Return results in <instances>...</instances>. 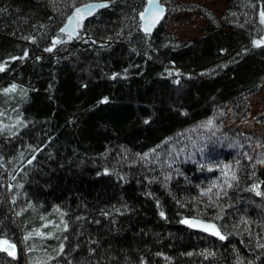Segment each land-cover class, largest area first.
<instances>
[{
	"label": "trees",
	"instance_id": "16d2710c",
	"mask_svg": "<svg viewBox=\"0 0 264 264\" xmlns=\"http://www.w3.org/2000/svg\"><path fill=\"white\" fill-rule=\"evenodd\" d=\"M88 1L0 0V159L33 156L24 193L66 212L58 239L27 245L30 264H264V166L223 128L264 80V0L220 19L198 8L195 40L142 33L146 0H109L78 38L61 34ZM194 216L219 235L190 230ZM0 238L20 244L1 189ZM17 253L0 264H26Z\"/></svg>",
	"mask_w": 264,
	"mask_h": 264
},
{
	"label": "rangeland",
	"instance_id": "374dc122",
	"mask_svg": "<svg viewBox=\"0 0 264 264\" xmlns=\"http://www.w3.org/2000/svg\"><path fill=\"white\" fill-rule=\"evenodd\" d=\"M229 1L231 0H179L181 4L187 7H180L179 10L168 14L166 19L167 30L178 40H195L202 36L205 26V19L199 13L198 8L206 9V12H210L215 18L220 19L222 13L228 10ZM80 25L81 23L78 24V28ZM263 42L264 26L259 43ZM3 65L5 64L0 65V67L4 69ZM10 122L16 125L22 121L18 117H12ZM223 128L253 153L259 165L264 166V80L253 95L243 96L227 105V115ZM8 155L3 158L5 160L7 158V162L13 160ZM33 159L34 157L30 156L25 161L23 154H20L14 158V163L9 168H7L8 164L0 159V166H3V170L7 168V171L12 174L4 177L3 185L6 188L10 214L14 221L19 224L20 233V244L11 242L8 244L14 245L13 251H21L28 264H30L28 258L30 243L36 247V245L46 242L43 240L49 238L56 240L59 233L66 228V212L56 206L45 207L40 205L38 207L24 193L22 183L17 182L16 175L13 176V174L21 172L24 166L31 163ZM24 162L25 164H23ZM21 164H23L22 167ZM22 219L23 224L20 222ZM31 223H33L32 227L29 226ZM0 241H4L3 238H0ZM3 248L4 245H0V249ZM36 256H38L37 253L34 254V257Z\"/></svg>",
	"mask_w": 264,
	"mask_h": 264
},
{
	"label": "water",
	"instance_id": "95a60500",
	"mask_svg": "<svg viewBox=\"0 0 264 264\" xmlns=\"http://www.w3.org/2000/svg\"><path fill=\"white\" fill-rule=\"evenodd\" d=\"M91 5L92 7L89 10H85L86 6ZM100 5L107 6V2H95V1H89L87 3H84L82 5L77 6L73 9L72 13L69 15L65 25L60 29L62 33H64L67 36H70L71 38H76L78 35V24L93 15L95 12L99 11L100 9L104 8ZM77 9H80V12H77ZM163 10L162 12L160 10ZM147 10V11H146ZM165 7L161 4L160 0H148L145 7L139 14L140 24H141V32L144 34H151L155 31L157 26L161 23L163 18L165 17ZM155 21V23H153ZM150 29L149 31H145V29ZM63 29V31H62ZM189 221H194L197 224L201 225H214L212 222L192 218L189 219ZM189 226V224H188ZM190 229L202 232L205 234H208L213 237H217L218 235H214L213 231H218L217 227L215 226V229H209L205 231L202 227L196 226L192 227L189 226ZM13 248L9 249V252L13 251Z\"/></svg>",
	"mask_w": 264,
	"mask_h": 264
},
{
	"label": "bare ground",
	"instance_id": "6f19581e",
	"mask_svg": "<svg viewBox=\"0 0 264 264\" xmlns=\"http://www.w3.org/2000/svg\"><path fill=\"white\" fill-rule=\"evenodd\" d=\"M92 1H95V2H107V6L106 7H108L109 5H110V2H109V0H92ZM147 1L148 0H146V3H147ZM91 2V1H90ZM160 2H161V4L165 7V13H166V15H165V17L163 18V20L161 21V23L157 26V28L160 26V25H162V24H165V26H166V19H167V16H168V14L170 13L169 11H168V8L166 7V5L165 4H163L162 3V1L160 0ZM146 5V4H145ZM106 7H104V8H106ZM145 7V6H144ZM103 9V8H102ZM102 9H100V10H102ZM99 10V11H100ZM98 12V11H97ZM97 12H95V13H97ZM94 13V14H95ZM93 14V15H94ZM140 14V13H139ZM139 14H138V21H139V28H140V30H141V24H140V19H139ZM92 16V15H91ZM90 16V17H91ZM89 18V17H88ZM87 18V19H88ZM86 20V19H85ZM64 25H62L61 27H60V29L63 27ZM156 28V29H157ZM60 29H59V32L61 33V34H63V35H65L64 33H62L61 31H60ZM79 29L80 28H78V35H79ZM155 29V30H156ZM166 30H167V27H166ZM168 31V30H167ZM78 35H77V37L76 38H78ZM66 36V35H65ZM70 37V36H69ZM76 38H72V39H76ZM14 60H19V59H14ZM13 60V61H14ZM5 68H7V67H5ZM4 68V69H5ZM12 70H13V73H15V69H14V67H12ZM6 88H4V90H6V89H11L12 87H13V83L11 82V81H7L6 83ZM1 87H5V85H0V88ZM9 90H7V91H9ZM5 122H7V121H5ZM5 124V123H4ZM1 138L2 139H7L8 137L7 136H1ZM187 155H188V159H189V162L190 163H192V164H196L197 162H195L194 161V159L192 158V154L191 153H187ZM165 163V162H164ZM9 166H11V164L10 165H8L7 166V168H9ZM164 166H166V165H164ZM7 168H5L2 172H0L1 174V179H0V189H1V191H2V193L3 192H5V194H6V196H7V193H6V188L4 187V177L5 176H10V175H12V174H10L8 171H7ZM24 170H22L21 172H19V173H15V174H13V176H15L16 178H17V182H24V181H26V179H27V175H28V173H27V171H24ZM8 174V175H7ZM192 218H196V219H200V220H204V221H208V222H212V223H214L215 224V226L217 227V229H218V231H219V233H220V229H219V227H218V225H217V223L216 222H214V221H211V220H207V219H204V218H201V217H189V218H187V221H189V219H192ZM186 225L188 226V224L186 223ZM188 228H189V226H188ZM190 229V228H189ZM190 230H192V229H190ZM192 231H194V230H192ZM195 232H197V231H195ZM198 233H202V232H198ZM202 234H204V235H207V236H209V237H213V236H210V235H208V234H205V233H202ZM214 238V237H213ZM3 240H6V241H8L7 239H4L3 238ZM8 242H10V241H8ZM11 243H16V242H11ZM16 244H18V243H16ZM4 247H6V245H4ZM10 249V248H9ZM9 249H8V251H4L3 250V252H5V253H9ZM13 250V249H12ZM11 252H13L14 254L16 253V254H18L16 251H11ZM22 257V256H21ZM24 257V256H23ZM22 257V259L25 261V263H27V261L25 260V257L23 258ZM28 264V263H27Z\"/></svg>",
	"mask_w": 264,
	"mask_h": 264
},
{
	"label": "snow or ice",
	"instance_id": "6c2138e0",
	"mask_svg": "<svg viewBox=\"0 0 264 264\" xmlns=\"http://www.w3.org/2000/svg\"><path fill=\"white\" fill-rule=\"evenodd\" d=\"M101 7H104L105 5H100ZM92 6L89 5V6H86V9L85 10H89ZM147 11V10H146ZM161 12L163 11L162 9L160 10ZM77 12H80V9H77ZM264 15V14H262ZM153 23H155V21H153ZM150 29L146 28L145 31H149ZM63 31V29H62ZM50 50V49H49ZM0 71H3V68L0 67ZM161 216H163V212H161ZM183 223H187L189 224V226H192V227H196V226H199V227H202L205 231L209 230V229H215V226L214 225H201V224H197L196 222L194 221H182ZM213 234L214 235H219V233L217 231H213ZM221 239H223L224 237L221 236L220 237ZM0 245H6V247H4L2 250L4 251H8L9 248H14V245H10L8 244V241L4 240V241H0ZM14 253L13 252H9V255H13Z\"/></svg>",
	"mask_w": 264,
	"mask_h": 264
}]
</instances>
